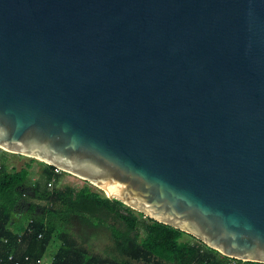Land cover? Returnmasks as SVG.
<instances>
[{
	"label": "water",
	"instance_id": "95a60500",
	"mask_svg": "<svg viewBox=\"0 0 264 264\" xmlns=\"http://www.w3.org/2000/svg\"><path fill=\"white\" fill-rule=\"evenodd\" d=\"M0 147L264 263V0H0Z\"/></svg>",
	"mask_w": 264,
	"mask_h": 264
},
{
	"label": "trees",
	"instance_id": "16d2710c",
	"mask_svg": "<svg viewBox=\"0 0 264 264\" xmlns=\"http://www.w3.org/2000/svg\"><path fill=\"white\" fill-rule=\"evenodd\" d=\"M60 172L45 164L43 184L38 180L28 184L26 169L8 171L0 164V264L45 260L54 236L58 244L49 264H264L228 258L189 234L195 242L185 240L186 233L145 217L87 185L57 186ZM24 213L27 224L16 232L11 225ZM86 215L114 222L113 253L91 252L73 235L72 217L90 222Z\"/></svg>",
	"mask_w": 264,
	"mask_h": 264
},
{
	"label": "rangeland",
	"instance_id": "374dc122",
	"mask_svg": "<svg viewBox=\"0 0 264 264\" xmlns=\"http://www.w3.org/2000/svg\"><path fill=\"white\" fill-rule=\"evenodd\" d=\"M4 164L5 168L8 171H11L13 169L19 170L21 168L26 169L27 175H26V180L28 184H32L34 181L38 180L40 184L42 185L44 182L43 176H42V171L45 167V164L37 159L17 154V153H12L5 151L3 148L0 147V164ZM61 174L59 175L58 181L56 183L57 186H83L87 185L89 186L90 189L97 191L103 195L105 193L97 188L96 186L88 183L87 181L74 176L72 174L66 173V172H60ZM48 187H51V185ZM26 200L33 201V202H38L40 204H43L42 201H38L36 199H32L29 197H25ZM77 215V213L75 214ZM89 218L90 222L92 225H94V228H98L97 230L101 229L102 234L109 233L112 231V227L110 224L111 222L107 221V219H101L99 216H94ZM73 219L76 220L75 224H73ZM80 222V223H79ZM83 222L81 220L74 216L72 217V222L70 224L71 231L73 235L80 241V243L89 251L91 252H100V253H107L111 254L113 253L114 247L111 245L107 244H99V240L97 238V230L96 233L93 234H87L85 231L82 230L81 225ZM27 224V215L24 213L23 215H20L17 217V220L15 221L14 225H11L12 229H14L16 232H21ZM95 232V231H94ZM188 234H185L183 236V239H188L190 242H195V239L189 238ZM58 244V239L56 236H54L48 245V248L45 251V260H49L53 254L56 251V247Z\"/></svg>",
	"mask_w": 264,
	"mask_h": 264
},
{
	"label": "flooded vegetation",
	"instance_id": "af4514ba",
	"mask_svg": "<svg viewBox=\"0 0 264 264\" xmlns=\"http://www.w3.org/2000/svg\"><path fill=\"white\" fill-rule=\"evenodd\" d=\"M75 221L76 220L73 219V224H75ZM107 221L111 222L110 224H114V222L110 219H107ZM71 222H72V220H71ZM81 228L83 231H85L87 234H90V235L93 233H96V230L98 229V228H94V226H88L85 223H82ZM97 238L99 240L100 245L107 244V245H111L112 247H114L115 242H114V240L112 241V239L110 238V232L109 233L105 232L104 234H102V230L99 229V230H97Z\"/></svg>",
	"mask_w": 264,
	"mask_h": 264
},
{
	"label": "built area",
	"instance_id": "2783aa9c",
	"mask_svg": "<svg viewBox=\"0 0 264 264\" xmlns=\"http://www.w3.org/2000/svg\"><path fill=\"white\" fill-rule=\"evenodd\" d=\"M55 172H60V170L55 168ZM37 264H49L48 260H40L39 262H37Z\"/></svg>",
	"mask_w": 264,
	"mask_h": 264
},
{
	"label": "crops",
	"instance_id": "0c3cea01",
	"mask_svg": "<svg viewBox=\"0 0 264 264\" xmlns=\"http://www.w3.org/2000/svg\"><path fill=\"white\" fill-rule=\"evenodd\" d=\"M80 220H81V222L85 223L88 226H94V225H92V223H90L88 221H84L83 219H80ZM110 238L112 239V241L114 240L113 237H112V233L111 232H110Z\"/></svg>",
	"mask_w": 264,
	"mask_h": 264
}]
</instances>
